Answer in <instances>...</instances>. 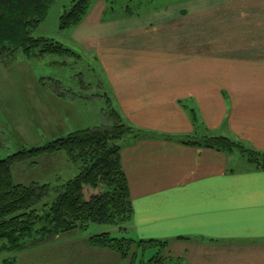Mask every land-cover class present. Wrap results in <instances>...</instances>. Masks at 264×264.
<instances>
[{"label":"crops","instance_id":"1","mask_svg":"<svg viewBox=\"0 0 264 264\" xmlns=\"http://www.w3.org/2000/svg\"><path fill=\"white\" fill-rule=\"evenodd\" d=\"M187 9L167 7L119 25L102 24L101 16V25L74 34L93 46L114 110L145 132L122 141L133 206L126 235L173 242L168 254L180 264H264V169L177 138L212 133L264 153V61L180 50L172 40L186 31L172 18ZM86 247L79 252L88 264H127Z\"/></svg>","mask_w":264,"mask_h":264},{"label":"rangeland","instance_id":"2","mask_svg":"<svg viewBox=\"0 0 264 264\" xmlns=\"http://www.w3.org/2000/svg\"><path fill=\"white\" fill-rule=\"evenodd\" d=\"M77 1L55 0L45 20L33 32L34 37L59 42L66 49L73 50L75 55L28 57L21 51L16 55L8 52L0 56V159L33 147L45 146L76 130L111 127L115 123L129 126L120 115L114 117L111 114V101L104 95V72L95 57L93 46L84 40L80 43L74 37L76 29L84 24L88 26L87 31L101 25V16H104L102 24L120 20L117 22L119 25L127 24L121 21L125 17L141 16L139 20H144L146 14H154L152 12L167 7H186L188 9L184 10L183 16L177 13L172 18L174 25H182V31H186L181 32V38L172 40L181 43L180 50L187 48L189 51H203L206 55L215 54L223 58L264 61V0H90L86 17L80 26L76 29H61V16L68 13ZM193 1L196 2L181 6ZM82 31L85 32L84 29ZM193 40H197L194 43L198 42L201 47L196 49ZM134 132L135 135L130 137L145 135V132ZM209 135L215 136L212 133ZM232 154L244 158L255 167L256 164L239 150ZM260 164L264 166L261 158ZM244 165L241 163L237 167L242 168ZM79 173L80 163H71L64 152L39 157L27 155L26 160L15 164L12 169L15 183L49 185L53 197L59 186ZM130 223L123 226L128 230ZM43 227L39 223L35 230ZM127 230L122 233L115 226L90 224L86 230L48 240L35 234L34 238L28 237L26 240L27 245L33 242L35 245L24 250L0 253V264H88L79 248L87 246L94 251L114 253L94 247L90 239L107 234L118 240H134L126 235ZM134 248L139 249V257L134 264H139L141 260L145 262L158 252L157 248ZM82 256L81 261H78ZM164 257H171L168 250ZM122 259L131 264L130 258Z\"/></svg>","mask_w":264,"mask_h":264},{"label":"trees","instance_id":"3","mask_svg":"<svg viewBox=\"0 0 264 264\" xmlns=\"http://www.w3.org/2000/svg\"><path fill=\"white\" fill-rule=\"evenodd\" d=\"M89 1L75 2L70 11L61 16L60 28L79 27L86 17ZM54 2L55 0H0V56L8 52L16 55L21 51L28 57L46 54L75 55L73 50L66 49L59 42L33 36L34 30L45 20L46 13ZM113 109L111 114L116 117L119 114ZM129 126L115 123L111 127L76 130L45 146L33 147L0 159V243L4 242L0 245V253L24 250L35 245V242L26 244L27 238L32 239L35 234L48 240L86 230L90 224L111 225L118 227L122 233L126 232L123 225L132 221L133 206L128 179L121 163V141L135 135L134 130L143 132ZM200 136L177 138L186 146L221 153L232 154L239 150L256 164V169L264 167L260 164V158L264 160L262 152L250 150L241 142L228 137L209 134ZM62 152L71 163H80V173L59 186L54 197L50 195L49 185L14 182L12 169L15 164L26 160L27 155L39 157ZM39 223L44 227L35 230ZM90 244L96 248L111 250L124 259L130 258L131 264L139 257V249L134 247L158 250L149 260H141L139 264H180L179 258L164 257L169 241L118 240L103 234L92 237Z\"/></svg>","mask_w":264,"mask_h":264}]
</instances>
